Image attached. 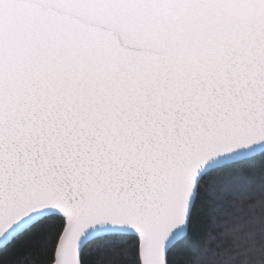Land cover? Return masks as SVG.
Masks as SVG:
<instances>
[{
	"label": "snow or ice",
	"instance_id": "obj_1",
	"mask_svg": "<svg viewBox=\"0 0 264 264\" xmlns=\"http://www.w3.org/2000/svg\"><path fill=\"white\" fill-rule=\"evenodd\" d=\"M0 264H264V0H0Z\"/></svg>",
	"mask_w": 264,
	"mask_h": 264
}]
</instances>
